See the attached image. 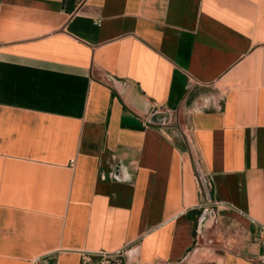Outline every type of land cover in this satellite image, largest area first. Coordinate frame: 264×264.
I'll use <instances>...</instances> for the list:
<instances>
[{
	"label": "crops",
	"instance_id": "obj_1",
	"mask_svg": "<svg viewBox=\"0 0 264 264\" xmlns=\"http://www.w3.org/2000/svg\"><path fill=\"white\" fill-rule=\"evenodd\" d=\"M98 252L264 264V0H0V264Z\"/></svg>",
	"mask_w": 264,
	"mask_h": 264
},
{
	"label": "built area",
	"instance_id": "obj_2",
	"mask_svg": "<svg viewBox=\"0 0 264 264\" xmlns=\"http://www.w3.org/2000/svg\"><path fill=\"white\" fill-rule=\"evenodd\" d=\"M73 163V161H72ZM122 253L118 255H108L106 253L98 252V253H89L83 255L84 264H105L107 260L113 259L115 257L120 256Z\"/></svg>",
	"mask_w": 264,
	"mask_h": 264
},
{
	"label": "rangeland",
	"instance_id": "obj_3",
	"mask_svg": "<svg viewBox=\"0 0 264 264\" xmlns=\"http://www.w3.org/2000/svg\"><path fill=\"white\" fill-rule=\"evenodd\" d=\"M179 122H181V123H180V129H181L182 136L184 137V135H185V131H186V129H187V127H186V126H187V123H186L185 121H183V118L180 119ZM117 259L119 260L120 257H115V258L112 259V260L109 259V260H107V262H106L105 264H116V262H118Z\"/></svg>",
	"mask_w": 264,
	"mask_h": 264
}]
</instances>
